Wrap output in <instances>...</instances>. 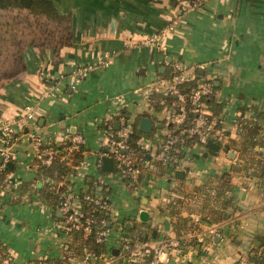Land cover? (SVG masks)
I'll list each match as a JSON object with an SVG mask.
<instances>
[{"label": "crops", "instance_id": "obj_1", "mask_svg": "<svg viewBox=\"0 0 264 264\" xmlns=\"http://www.w3.org/2000/svg\"><path fill=\"white\" fill-rule=\"evenodd\" d=\"M54 1L62 11L71 13L72 42L60 50L57 61L46 48L24 50L25 69L0 85V119L13 117L31 103L36 105L42 133L81 131L85 150L77 176L82 183L76 179V186H91L92 178L104 180L114 206L125 217V231L129 233L128 228L138 221L150 226L134 246L138 251L154 250L167 238H183V244L166 248L164 264L246 263L250 251L264 250V148L256 146L244 153L238 136L240 117L255 119L264 113V0H204L194 8L188 7L187 0ZM172 19L177 23L169 28ZM157 32L163 34L165 52L138 44L144 35ZM104 52L111 54L107 65L95 66L81 78L73 73L78 65L94 63ZM174 59L186 65L204 62V68L195 72L213 77L216 96L208 107L224 111L217 141L220 148L190 146L180 159L184 178L174 175L176 166L172 164L162 166L161 172L155 166L129 188L97 166L103 150L99 137L102 121L107 113L122 110L138 127L139 117L151 113L142 94L133 92L135 81L170 75ZM43 77L57 82L54 96L44 93ZM116 98L119 102L112 103ZM260 120L264 133V117ZM14 150V166L6 174L5 191L0 189V241L14 264L55 258L61 254L55 240L60 213L49 215L32 200L46 181L38 172L33 144L25 134ZM220 176L230 186L222 196L228 198L224 204L215 197ZM186 193L192 199L185 198L189 205H184L181 214L195 220L196 227L178 236L172 227L176 216L168 201ZM205 196L209 200L202 205ZM141 209L149 212L147 221L138 218ZM105 245L110 260L106 264L126 262L127 254L119 249L114 233ZM135 257L143 258L140 254Z\"/></svg>", "mask_w": 264, "mask_h": 264}, {"label": "built area", "instance_id": "obj_2", "mask_svg": "<svg viewBox=\"0 0 264 264\" xmlns=\"http://www.w3.org/2000/svg\"><path fill=\"white\" fill-rule=\"evenodd\" d=\"M187 1L188 7L194 8L204 0ZM177 19H172L168 27L172 28L177 23ZM162 35L158 32L146 34L137 42L140 45L158 47L162 52H165L167 45L161 41ZM129 42L135 44L132 41ZM110 60L111 54L104 52L96 62L78 65L73 73L78 78L85 77L93 67L105 66ZM204 64V62H200L196 65H186L179 59H174L171 62L172 72L170 75L158 76L148 83L142 82L144 85L139 86L138 91L148 102L149 113L156 114L151 117L153 127L148 133L149 136L138 135L134 140L135 147L128 142L134 131V126L126 113L119 110L116 113L109 112L105 115L101 124L104 138H101L100 142L106 150L100 151V156L107 155L112 158V169L105 171L109 178L121 182L129 188H134L141 178L148 175L155 167L154 161H159L164 167L169 164H173V167H181L180 159L184 156L186 148L199 143L203 145L208 139L219 140L222 134L221 123L224 111L223 109L219 112L211 111L205 100L210 95L216 96V89L213 77L198 75L195 72L196 68H204ZM43 78L46 84L44 93L54 96L57 82L47 77ZM186 84L187 86L184 87ZM155 92L164 97L174 95L175 99L166 102L162 98L160 100L161 108L155 110L151 106V94ZM37 117L36 105L30 103L26 104L22 112L13 117L0 119V156L2 157L0 170L5 168V161L13 160L16 157L14 145L23 134L33 144V160L39 167L49 165L58 155L59 149L54 145L56 139L64 141L66 138L69 141L68 145L62 147L65 150V157H71L76 150H85V138L81 131L68 132L60 129L42 133L38 130ZM115 122H118V127H115ZM25 128L27 130L24 133ZM190 137H196L197 141L188 144ZM262 147L264 148V143ZM100 156L97 162L98 167L101 166ZM81 165V161L78 165H71L74 168L62 174L56 182L59 199L56 207L37 199V202L49 215H53L54 210L60 213L59 231L55 233V240L58 242L61 252L67 240V233L71 229L81 230L84 236L92 231L95 241L101 243H105L107 237L114 233L119 242V249L127 254L126 261L135 264L140 262L141 260H137L135 256L138 254L144 256L151 249L138 251L135 247L130 246L131 237L125 231V217H121L108 193H103V185H106L104 180L102 183L97 178H92L94 180L92 186L87 184L82 187L76 186ZM42 175L46 182L49 181L46 175ZM147 179L150 180L152 177ZM5 188V184L0 185L1 192H4ZM37 195L38 191L35 192L36 197ZM85 205L88 207L87 210H85ZM183 243L184 239L180 237L165 239L153 250L151 258L144 264H164L166 248H176ZM67 262L69 264H106L110 260L106 248L98 253L84 248L83 255L79 259L77 258L75 261V258H69ZM67 262L40 258L35 261H27L25 264H67Z\"/></svg>", "mask_w": 264, "mask_h": 264}, {"label": "trees", "instance_id": "obj_3", "mask_svg": "<svg viewBox=\"0 0 264 264\" xmlns=\"http://www.w3.org/2000/svg\"><path fill=\"white\" fill-rule=\"evenodd\" d=\"M73 38L72 16L71 13L62 11L54 0H0V85L2 82L13 75L25 69L24 50L31 47H42L51 51L53 61L59 60L60 50L71 44ZM187 84L184 86L186 87ZM164 98L166 102L175 99L174 95H166L164 97L160 93L151 94V106L157 110L161 108L160 100ZM207 104H211L214 100L213 95L205 98ZM124 113H126L124 111ZM264 117V113L257 115L255 119L243 118L238 119V136L240 139L239 147L246 152L252 151L256 146H262L264 143V133H262V125L259 121ZM134 131L132 132L128 142L131 146L135 147L134 140L138 135L148 134L149 132H142L138 129L136 124H133ZM197 141L196 137H190L188 144ZM235 142V140H232ZM69 141L64 140L59 143H54L58 148V155L47 166H41L38 172L46 175L49 181L44 182L38 188V196L41 200L56 207L58 203V191L56 182L60 179L61 175L68 170L73 169L71 165H78L82 159V150H76L71 157H65V150L63 146L68 145ZM205 145V143H204ZM206 146V145H205ZM137 149V147H136ZM254 152H257L256 150ZM182 155V154H180ZM71 164V165H70ZM158 172L162 171V165L159 161H154ZM8 169L2 168L0 170V185L8 182L6 174ZM223 176V175H222ZM218 180V188L215 186V197L221 199L222 203L226 200L222 197L224 191L229 189V184L224 178ZM7 180V181H6ZM94 180L91 179L90 185L92 186ZM103 193L107 194L105 186L103 185ZM186 198L191 194L186 193ZM184 197V196H183ZM180 196L172 197L168 201L171 207L170 211L176 216L172 222L173 230L176 235H180L190 227H196V223L190 216L182 215L180 206L183 205L184 198ZM209 198L200 202L202 205L208 203ZM178 206V207H176ZM85 210L88 209L87 205L84 206ZM55 215V210H54ZM59 218V216H58ZM125 219V218H124ZM125 225V223H124ZM143 225V227L141 226ZM131 240L130 246L134 247L137 242L144 238V235L150 230V226L146 223L137 222L128 228ZM66 246L62 247V252L57 257H48L47 260H56L67 262L69 258H80L83 255V249H91L98 253L105 249V243L95 241V235L91 231L87 236H84L81 230L71 229L67 233ZM126 253V252H125ZM153 250L143 256L140 262L136 264H144L151 258ZM264 264V250H253L248 253V261L246 263L237 261L236 264ZM0 264H14L8 258L7 247L0 241ZM69 264V262H67ZM122 264H135L133 262H122Z\"/></svg>", "mask_w": 264, "mask_h": 264}, {"label": "water", "instance_id": "obj_4", "mask_svg": "<svg viewBox=\"0 0 264 264\" xmlns=\"http://www.w3.org/2000/svg\"><path fill=\"white\" fill-rule=\"evenodd\" d=\"M260 123H263L261 120H260ZM115 127H118V122H115ZM153 127V120L152 118L149 116V115H141L139 117V121H138V129L142 132H149L151 131ZM205 145L207 147H209L210 149H213V150H218L220 148V144L217 142V141H214V140H211V139H208L206 142H205ZM103 150L105 151L106 148L104 147ZM0 162H2V157L0 156ZM112 164H113V161H112V158L110 156H107V155H102L101 156V168L105 171H110L112 169ZM5 168L8 169V170H11L14 166V161L13 160H7L5 161ZM173 166V164H172ZM184 169H182L181 167L177 166L175 168V171H174V175L178 178H184ZM167 176V175H165ZM149 217V212L145 209H141L138 213V218L141 220V221H147ZM118 249L116 248H113V252L114 253H117Z\"/></svg>", "mask_w": 264, "mask_h": 264}, {"label": "rangeland", "instance_id": "obj_5", "mask_svg": "<svg viewBox=\"0 0 264 264\" xmlns=\"http://www.w3.org/2000/svg\"><path fill=\"white\" fill-rule=\"evenodd\" d=\"M145 82H147L148 83V81H145ZM144 84L142 83V81L141 80H136L135 81V84H134V86H133V92L135 93V94H140L139 93V91H138V87L139 86H143ZM141 95V94H140ZM142 96V98L144 99V97H143V95H141ZM117 102H119V99H115L112 103H114V104H117ZM144 136H149V134H143ZM99 137H101V138H104V133H103V131H102V128L100 129V136ZM204 145V144H203ZM198 146L199 147H202V143H199L198 144ZM188 149V151H190V148H186V150ZM198 149V148H197ZM96 169V168H95ZM99 174H101L100 172H99V170L97 169V175L96 176H99ZM103 175H106L105 173H103ZM77 181L79 182V183H82V180L80 181V178H77ZM32 186H33V180H31L30 181V185H29V188H32ZM77 187H78V185H77ZM191 188H192V186H191ZM190 188V189H191ZM200 188V187H199ZM192 190H194L193 188H192ZM35 190H33V192H34ZM190 195V194H189ZM191 196H192V194H191ZM189 197V198H191L192 199V197ZM174 197H176V196H174ZM187 196H186V194H184V199L186 198ZM37 199H40V197L37 195V197L36 196H34V198L32 199L34 202H36V203H38L37 202ZM188 199V198H187ZM186 199V201H184L183 202V205L182 206H180V212L182 211V209L185 207L184 205H186L187 204V202H189V200H187ZM187 205H189V204H187ZM176 207H178V206H176ZM43 208V207H42ZM116 208V207H115ZM182 213V212H181ZM194 222H195V220H193ZM17 251V250H16ZM13 252H15V251H13ZM7 255H8V252H7ZM9 259L12 261V259H11V257H9ZM25 264V263H24Z\"/></svg>", "mask_w": 264, "mask_h": 264}]
</instances>
